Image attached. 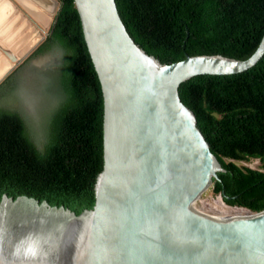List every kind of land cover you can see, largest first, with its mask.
Wrapping results in <instances>:
<instances>
[{
  "label": "water",
  "instance_id": "water-1",
  "mask_svg": "<svg viewBox=\"0 0 264 264\" xmlns=\"http://www.w3.org/2000/svg\"><path fill=\"white\" fill-rule=\"evenodd\" d=\"M104 99V167L80 215L35 198L0 202V264H264V210L224 216L195 203L225 172L179 87L244 73L247 60L163 64L131 37L116 0H74Z\"/></svg>",
  "mask_w": 264,
  "mask_h": 264
},
{
  "label": "trees",
  "instance_id": "trees-1",
  "mask_svg": "<svg viewBox=\"0 0 264 264\" xmlns=\"http://www.w3.org/2000/svg\"><path fill=\"white\" fill-rule=\"evenodd\" d=\"M58 1L49 34L31 58L55 47L63 51L56 80L64 99L35 139L24 115L6 106L18 72L0 85V202L4 195L27 196L80 215L94 208L104 167V99L74 0ZM116 3L136 44L167 65L202 55L247 60L264 37V0ZM179 94L225 169L213 192L230 207L263 211L264 57L241 74L195 77ZM251 160L257 169L237 164Z\"/></svg>",
  "mask_w": 264,
  "mask_h": 264
},
{
  "label": "rangeland",
  "instance_id": "rangeland-1",
  "mask_svg": "<svg viewBox=\"0 0 264 264\" xmlns=\"http://www.w3.org/2000/svg\"><path fill=\"white\" fill-rule=\"evenodd\" d=\"M51 2L50 9L44 10L45 15L49 17L50 24L45 25L48 26V28H44V23L37 20L36 15L30 13L27 6L23 7L15 0L8 1L9 5H6V13L4 12L5 16L2 18L3 20H0V39L3 38L2 41L5 43L7 42L10 48L14 47L22 51L27 43L37 36V42L32 49L15 61L13 67L0 81L1 85L10 74L18 72L15 79V81L17 80L15 90H13L9 100H7L8 104H6V106H9L11 109L19 110L24 115L29 122L35 139L36 131H41L43 121L56 111L64 99L62 90L58 87L56 80L61 72L63 51L55 47L43 55L31 58L36 47H38L49 34L55 16L59 11V1L51 0ZM34 6L36 11V4H34ZM15 8H17V10ZM22 41L24 42L22 43ZM5 56L6 55L0 51V58H7V56ZM12 80L13 78L11 81ZM237 164L241 167L255 169L259 167V162L256 160L238 162ZM195 207L199 211L213 216L249 213L245 209L227 205L222 196L216 195L213 192L212 187L195 203Z\"/></svg>",
  "mask_w": 264,
  "mask_h": 264
},
{
  "label": "crops",
  "instance_id": "crops-1",
  "mask_svg": "<svg viewBox=\"0 0 264 264\" xmlns=\"http://www.w3.org/2000/svg\"><path fill=\"white\" fill-rule=\"evenodd\" d=\"M3 1V3H2V6L0 7V9H1V11H2V15H3V17L5 16L4 15V12H6V11H4L5 10V7H6V3L5 2H7L8 3V1L7 0H2ZM15 1H17V3L18 4H20V5H22L23 7H29L28 8V10H30L29 12L30 13H32V14H34V15H36V19L37 20H39L40 22H42V23H44V28H48V26H45V25H48V24H50L49 23V17L47 16V15H44L45 14V12H44V10H49L50 9V5H51V0H46L47 1V4H45V6H43V4H41V2H39L38 0H15ZM51 2V3H50ZM34 4H36V11H35V6H34ZM16 10H17V8H15ZM2 17V18H3ZM47 18V19H46ZM0 20H2V19H0ZM39 35V34H38ZM36 37V36H35ZM0 41H1V43H3V41H2V39H0ZM24 41H22V43H23ZM5 46H7L9 49H15L14 51L13 50H10L11 52H14L15 53V55L18 57V59L21 57V55H23V54H21L22 52H19V50L18 49H16V48H10V45L9 44H7V43H3ZM18 48V47H17ZM19 48H20V46H19ZM24 49V48H23ZM22 50V49H21ZM19 52V53H18ZM7 61H9L10 63H11V61L10 60H8L7 58H5ZM13 64V63H12Z\"/></svg>",
  "mask_w": 264,
  "mask_h": 264
},
{
  "label": "bare ground",
  "instance_id": "bare-ground-1",
  "mask_svg": "<svg viewBox=\"0 0 264 264\" xmlns=\"http://www.w3.org/2000/svg\"><path fill=\"white\" fill-rule=\"evenodd\" d=\"M9 1V0H8ZM39 2H41V4H43V6H45V4H47L46 0H38ZM3 1L0 0V7L2 6ZM51 3V2H50ZM7 5H9V3H6ZM11 4V3H10ZM29 8V7H28ZM6 9V7H5ZM13 10V9H12ZM5 11V10H4ZM6 13V12H5ZM45 15V14H44ZM3 15H2V11L0 9V19H2ZM47 19V18H46ZM3 20V19H2ZM19 32V31H18ZM3 36V35H2ZM6 36V35H5ZM39 36V35H38ZM32 37V36H31ZM37 37V36H36ZM36 37L32 38L27 45L24 47V49L22 51L21 54L25 55L28 53V51H30L32 49V47L36 44ZM3 39V38H2ZM12 41V40H11ZM4 43V42H3ZM3 43H1L0 41V51L3 52L7 58L11 61V63L9 61H7L5 58H0V81L3 79V77L6 75V73L13 67L14 62L18 60V57L14 54V52H11L10 49L5 46ZM7 43V42H6ZM26 43V42H25ZM14 48V47H12ZM22 49V48H21ZM15 50V49H13ZM21 55V57L23 56ZM5 56V57H6ZM13 63V64H12ZM246 214V213H245Z\"/></svg>",
  "mask_w": 264,
  "mask_h": 264
}]
</instances>
